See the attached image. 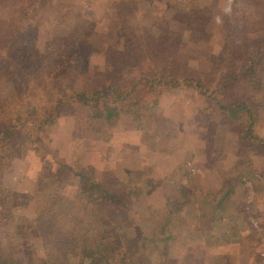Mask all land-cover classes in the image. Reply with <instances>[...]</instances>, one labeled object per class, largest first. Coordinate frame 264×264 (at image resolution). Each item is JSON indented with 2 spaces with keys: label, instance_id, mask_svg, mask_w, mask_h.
<instances>
[{
  "label": "trees",
  "instance_id": "16d2710c",
  "mask_svg": "<svg viewBox=\"0 0 264 264\" xmlns=\"http://www.w3.org/2000/svg\"><path fill=\"white\" fill-rule=\"evenodd\" d=\"M49 1L53 9L57 6L59 10L63 9L57 0ZM248 1L253 3L252 0H227L226 8H231L230 13L224 12L207 21V10L199 1V5L191 3L188 9H177L172 20L185 25L182 32L176 30L172 21L163 26L155 24V28L143 31L137 25L134 28L131 23H126L119 32L125 45L112 53L109 50L93 51L87 33L78 32L75 28L64 36L62 47L42 52L36 45V40L42 29L53 28L50 16L43 19L24 15L22 6L17 4L18 0H10V6L4 5V0H0V17L3 15V9L12 11V15H5L7 21L12 18L11 25L5 29L0 28V56L5 60L3 72L6 74V80H10L14 73L18 78L11 79L17 88L15 87L13 94L2 103L3 107L13 103L12 110L18 111L16 107H19L25 109L28 114L27 119L22 120L21 114L17 118L13 117L7 126L0 124V264H180L182 257L179 250L185 247L181 246V243H185L187 235L188 239L194 238L198 226L196 222L201 215L207 220L211 216L209 212H203L206 207L199 211V206L212 204L210 198L204 197L197 202L186 199L184 206L187 210L185 215H178V226L165 223L161 213H150L147 219L141 217V220L128 226L120 221L126 220L123 216L128 213V206H132L130 199L134 196L136 197L132 199L134 203L131 214L135 215L136 220L143 213L147 203L156 202L160 210L173 205V202L169 203L160 186L152 192H146L144 186L140 187L137 181L132 182L133 178L116 180L113 176L89 182L85 173L74 172L71 166L63 165L59 174H51V182L45 179L47 174L41 175L32 193L20 195L1 184V179L7 171V164L3 163V160L12 158L17 146L18 152L29 148L42 138V131L55 129L62 119L71 122V132L75 137L81 138L93 130L94 121L105 118L108 123L114 124L123 114L135 110L134 106L138 104L136 93H146V98H149L154 110L163 99L171 100L177 93L192 90L197 94L211 96L216 111L220 115H227V119L236 121V141L232 142L222 136L218 140L221 142L220 139L223 138L220 146L227 143L233 145L236 158L245 163L247 154L242 150L256 145V140L259 139L256 137L258 134L252 130V125L257 121V107L237 93H253L254 96L263 98L264 92L259 84L247 79V74L254 73L259 68L256 67L257 63H264V44H259L264 43V11L259 17L253 15L252 8L260 6V3L249 5ZM42 2L45 1L34 0L35 6L31 7L28 13L38 10ZM245 2L249 7L247 12L243 5ZM124 4L127 5V1L123 2L122 6ZM126 8L121 7L119 13L120 20L124 18L123 23L127 16L132 14L131 11L125 13ZM180 15L183 19H180ZM217 17L220 18L219 23ZM138 20L142 23V19ZM44 21L48 22L46 26L39 25L44 24ZM203 24V31L206 33L220 34V31H223L225 41L210 69L200 72L189 67L182 54L183 46L189 41L186 38L197 34ZM258 25L263 30H252V27L257 28ZM66 43L70 45L65 47ZM92 54L99 56L100 61L91 60L89 56ZM111 58H114V62L109 67L116 73L126 66L127 62L133 65V79L126 78L119 83L112 78L121 77H109L111 73L106 74L108 78L103 74L88 76L90 70L99 72V65L108 66L107 60ZM135 64L139 65V73L134 67ZM74 74L79 76H73ZM91 77H94V83L89 81L88 78ZM20 80L22 84L19 83ZM25 86L31 89L30 97L37 95L40 98L39 103L34 104L27 96L18 99ZM52 93L54 94L51 96ZM237 168L238 171L246 173L244 177L239 175L236 184L228 188L227 191L233 195L236 188H247L246 182L254 179L253 166L240 168L238 164ZM71 173L80 179H88L98 196L96 201H92L85 200L86 197L82 193L76 195L83 208L79 207L65 218L69 231L64 233L59 227L60 220L63 219L60 212L63 194L61 189L68 185ZM171 188L174 193L179 194L180 189L172 185ZM203 193L211 194V190H203ZM223 199L221 196L217 201V216H226L228 220L225 219L226 221L220 222V227L217 226L218 234L228 231L234 219L223 206ZM21 204H34L39 234L32 240L23 239L17 234L16 210ZM180 204L181 202L177 201L175 206L179 207ZM174 211L173 209L172 213ZM243 221L244 219H240V223L243 224ZM49 232H52V235ZM68 246L71 249H68Z\"/></svg>",
  "mask_w": 264,
  "mask_h": 264
},
{
  "label": "rangeland",
  "instance_id": "374dc122",
  "mask_svg": "<svg viewBox=\"0 0 264 264\" xmlns=\"http://www.w3.org/2000/svg\"><path fill=\"white\" fill-rule=\"evenodd\" d=\"M44 1L38 10L30 13L28 12L31 7L35 6L34 0H21V2L18 0L17 3L22 6L24 15H33L35 18L43 19L50 16L53 20V28L42 29L36 40V45L42 52L54 51L62 47L64 36L75 28L78 32L87 33L93 51L95 49L100 52L109 50L113 53L114 50L121 49L125 45L119 32L123 30L126 23H131L134 28L137 25L142 31L155 28L156 25L162 24L163 26L174 21L172 17L177 9H188L191 3L201 4L206 8L205 21H207L212 17L222 15L227 5V0H197L201 3L196 0H57L63 7L59 10V6L53 9L49 0ZM126 1L128 6L125 4L122 6V3ZM252 1L260 3V6L252 8L251 11L253 15L259 17L264 11V0ZM4 2V5L10 6V0H4ZM243 5L247 12L246 9L249 7L246 6V2ZM124 6L127 7L125 13L132 12L130 16H127L125 23H123L124 18L120 20L119 16L121 7ZM2 14L0 28L5 29L11 25L10 20L12 19L5 20V15H12V11L3 9ZM138 19H142V23ZM180 19H183L181 15ZM47 23L44 21V24H36L46 26ZM173 24L177 31L182 32L185 29L183 23L175 21ZM204 26L203 24L199 27L197 34L186 38L189 41L183 46L182 54L187 59L189 67L200 72L210 69L225 41L223 31H220V34L206 33L203 31ZM253 29L263 30L260 25L257 28L252 27ZM1 43L2 40H0V54ZM69 45L66 43L65 47ZM89 58L96 62L100 61L96 54L90 55ZM107 59H109L108 55ZM107 61L108 66L99 65V72L90 70L88 76L103 74L106 78V74L111 73L109 77L114 75L121 77L112 78L119 83L126 78L133 79L135 76L131 72L133 65L129 62L116 73L109 67L114 62V58ZM4 63L5 60L3 61L0 56V124L7 126L13 117L17 118L22 114V120H24L28 118V114L23 108L16 107L18 111L12 110L13 103L3 107L2 101L9 98L15 87L17 88L12 80L18 79L14 73L11 76L12 80H6V74L3 72ZM81 63L84 64V62ZM134 67L139 73V65L135 64ZM256 67L259 68L254 73L247 74V79L259 84L263 91L264 63L261 61ZM73 76L79 75L74 74ZM93 78L88 79L94 83ZM19 83L22 84V81L20 80ZM28 87L25 86L22 89L23 93H19L18 99L27 96L34 104L39 103L40 98L37 95L29 96L31 89ZM136 94L138 104L134 106L135 110H129L123 114L117 123H108L105 118L96 120L93 130L77 138L71 132V122L62 119L55 129L42 131V138L29 148L18 152L19 146H17L12 158L3 160V163L7 164V171L5 169L1 184L15 191L16 194H29L37 187L41 175L47 174L48 177L45 179L51 182V174H59V169L63 165H69L74 168V172L85 173L89 177V182L113 176L116 180L133 178L132 182L137 181L140 187L144 186L146 192H152L160 186L169 203L173 202L171 208L168 205V209L160 210L156 202L147 203L143 213L136 220L135 215L131 214L133 211L131 207L134 203L132 199L136 197L134 196L130 199L132 206H128V213L123 216L127 221H120L121 224L128 226L141 220V217L147 219L150 213H161L165 223L177 225L179 222L177 223L176 220H180L179 216L186 213L187 207L184 204L187 200L197 202L208 197L212 200V204L199 206V211L206 207L203 212H209L211 216L207 220L201 215L196 222L198 226L194 238L188 239L187 235L185 243L180 244L185 246L183 250H179V255L182 257L180 264H264V92L262 93L263 98L254 96L253 93H237L257 107L255 108L257 115L255 125L257 126L252 125V130L258 134L256 137L259 139L256 140V145L242 150L247 154L245 163L236 158L233 145L230 146L227 143L220 146L223 138L230 139L232 142L236 141L234 137L238 126L236 121L227 119V115H220L216 111L211 96L197 94L192 90L177 93L171 100L163 99L152 110V103L149 102V98H146L148 97L146 93ZM220 136L223 137L220 139L221 142L218 140ZM238 164L240 168L253 166L255 179L253 182L246 183L247 188H236L234 195L230 193L227 195L225 191L231 185L236 184V178L239 175L244 177L246 173L238 171ZM137 172L139 173L136 174ZM70 177L66 187L60 186L63 190L60 204L63 219L60 220L59 227L64 233L69 231V224L65 218L79 207L83 208L82 203L80 201L78 203L76 195L82 193L86 197L85 200L92 201H96L98 196V192L92 188L88 179H80L73 173ZM171 185L180 189L179 194L172 191ZM206 189H211V194L203 193ZM214 189H222V191L214 193L212 192ZM221 196L224 197V207L234 219L228 231L218 234L217 226L220 227L222 224L220 221L213 223L212 218H217V220L219 218L216 204ZM177 201L181 202L179 207L175 206ZM27 204H21L16 210L17 234L23 239L32 240L38 236L39 229L35 221L34 204L31 206ZM173 209L174 213H172ZM240 219H244L245 222L240 223ZM49 234L52 235V232ZM175 234L177 235V230ZM178 236L181 237L180 234ZM68 249L71 248L68 246ZM254 253L256 254L253 261L256 260V262L250 263L249 256ZM60 260L61 258L58 261ZM73 264L77 263L73 262Z\"/></svg>",
  "mask_w": 264,
  "mask_h": 264
},
{
  "label": "crops",
  "instance_id": "0c3cea01",
  "mask_svg": "<svg viewBox=\"0 0 264 264\" xmlns=\"http://www.w3.org/2000/svg\"><path fill=\"white\" fill-rule=\"evenodd\" d=\"M254 174V177H255V173H253ZM255 179V178H254ZM253 179V180H254ZM253 180H249V181H252L253 182ZM247 183V182H246ZM213 188V187H212ZM222 189H224V187L222 188ZM222 189H214V191L212 190V192H214V193H219V192H221L222 191ZM211 190V189H210ZM227 192V195L230 193L229 191H225V193ZM223 206H224V202H223ZM219 218H218V220H217V218H212V221H213V223H215V222H223L221 219L222 218H226V216H218ZM255 254L256 253H254V254H251L250 256H249V259H250V263L252 262V263H254V262H256V260L255 261H253V259H255L254 258V256H255ZM258 261V260H257Z\"/></svg>",
  "mask_w": 264,
  "mask_h": 264
},
{
  "label": "clouds",
  "instance_id": "9594fccd",
  "mask_svg": "<svg viewBox=\"0 0 264 264\" xmlns=\"http://www.w3.org/2000/svg\"><path fill=\"white\" fill-rule=\"evenodd\" d=\"M230 11H231V8L230 7L225 9V12L226 13H230ZM217 22L218 23L220 22V18L219 17H217Z\"/></svg>",
  "mask_w": 264,
  "mask_h": 264
}]
</instances>
